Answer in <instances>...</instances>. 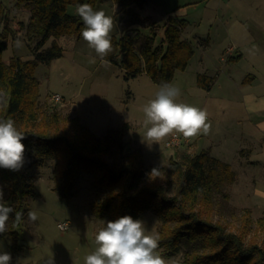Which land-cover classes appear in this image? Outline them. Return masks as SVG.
Masks as SVG:
<instances>
[{"label":"trees","instance_id":"16d2710c","mask_svg":"<svg viewBox=\"0 0 264 264\" xmlns=\"http://www.w3.org/2000/svg\"><path fill=\"white\" fill-rule=\"evenodd\" d=\"M114 1L119 4L120 21L125 28L117 39H111L113 51L109 59L124 69L126 77L145 72L157 84L169 83L175 70L185 69L194 52L192 42L183 37L188 21L173 12L166 13L162 35L155 43L156 22L149 23L150 33H143L136 25L141 21L138 11L146 0ZM97 2L14 0L16 7L29 11L27 21L19 25L32 57L12 55L6 61L1 53L7 47V39L15 33L0 4V92L4 94H0V118L15 121L18 130L25 134L22 143L26 148L21 170L0 168L7 204L13 208L9 217L13 221L15 212L24 217L27 196L33 194L27 169L41 159L51 158L54 189L61 197L71 193L83 171L91 174L93 186L103 189L102 198L92 203L97 217L107 212L110 220L122 215L136 218L151 209L161 222V256H171L182 247L183 264H264V246L252 238L245 240L250 208H244L242 223L235 229L222 221L228 209L236 208L228 207L226 186L235 180L228 162L206 150L192 152L183 147L176 149L166 164L146 166L139 148H125L124 126L107 128L102 135H95L76 114L61 115L53 106L46 107L42 115L38 112L39 80L35 67L61 55L62 48L56 41L60 36H81L83 22L67 7L88 3L94 9ZM49 39L51 44L45 47ZM196 81L209 88L212 78L198 73ZM110 154L121 156L118 166L108 162ZM153 167L158 168L159 177L149 176ZM260 218L264 220V216ZM10 228L13 227L8 226L2 235L11 234V249L17 251L21 248L18 236Z\"/></svg>","mask_w":264,"mask_h":264},{"label":"rangeland","instance_id":"374dc122","mask_svg":"<svg viewBox=\"0 0 264 264\" xmlns=\"http://www.w3.org/2000/svg\"><path fill=\"white\" fill-rule=\"evenodd\" d=\"M222 1L224 0H147L139 9L141 15H151L152 20L157 23L155 43L159 42L162 35L166 11L174 10L173 13L188 20L189 24L184 28L183 36L192 42L194 52L185 69H177L168 84L181 90L177 102L200 108L203 100L210 96L208 100L212 104H225L223 109H203L208 114V123L215 119L214 128L217 132H213L216 133L214 138L223 134V130L218 128L220 122L225 124L227 120V123H230L234 113L245 111L243 105L232 107V104L241 101L243 94L246 95L248 90L252 89L258 95V101L263 97L264 102V0H240L242 3L239 4H243L246 11L240 15L233 11L225 13V5L221 10L219 5ZM0 4L6 7L8 21L15 33L7 39V47L1 53L2 59L6 61L12 55L23 59L31 58L19 25L20 19L26 20L28 11L25 8L16 9L14 0H0ZM75 9L73 5L67 7L69 13H74ZM101 9L113 18L111 39H117L125 28L120 21L119 4L114 0H98L94 10ZM145 22L146 19H143L136 25L143 33H150V25ZM209 33L213 41L204 48L200 37L205 39ZM51 41L52 39H49L45 47H48ZM56 41L62 48L61 55L48 63H38L34 70L39 80L38 112L42 115L46 107L53 106L61 115L76 114L95 135H102L107 128L124 126L125 148H139L146 166L166 164L175 153V149L164 145L167 136L150 146L142 142L146 128L151 126L145 123L143 109L155 98L162 85L152 81L145 72L126 77L124 69L108 56L101 61L82 36L62 35ZM224 50L226 54L240 52L241 56L225 64V61L219 58ZM93 57L96 62L90 63ZM198 73L209 74L215 77L214 80H218L211 94L207 93L206 88L196 85ZM248 73L254 74L255 78L245 87H239L228 78L229 74L238 79ZM55 92L63 96V104L53 102L51 95ZM0 94L4 96L2 92ZM220 95H223L225 102L220 101ZM261 113H264V108L256 109L250 116L254 120ZM220 137L223 139L222 146H231L232 142L222 138L223 135ZM190 139V150L193 152V139ZM217 144L219 147L220 140ZM107 158L112 166H118L121 162L119 155L110 154ZM53 164V159L46 158L27 169L33 182V194L27 196L26 212L22 221L14 226L11 218L7 222L8 226L13 227L10 228L14 232L13 235L18 236L17 243L21 248L12 251L10 242L14 239L11 234H0V252L11 254V264H48L51 257L55 264H84V258L95 250V234L110 220L107 212L103 217H97L92 211V203L102 198L104 191L93 186L91 174L81 172L71 193L61 197L54 189L56 179L52 173ZM261 175L264 177V172ZM241 179L235 174V180L226 186L228 207L236 208L232 211L228 209L222 221L228 228L235 229L242 223L244 208H250L245 240L252 238L264 246V220L260 218L264 216V210L258 203V195L254 198L257 202H254L250 194L251 189L244 186L245 181ZM0 187H4L2 181ZM3 193L4 203L8 206L4 188ZM29 210L37 212L38 219L35 222L28 220ZM136 218L144 222L146 234H158L161 222L151 209ZM58 221H68L69 228L60 230L57 227ZM156 251L160 255L161 248ZM162 257L167 264H183V249L180 247L171 256Z\"/></svg>","mask_w":264,"mask_h":264},{"label":"clouds","instance_id":"9594fccd","mask_svg":"<svg viewBox=\"0 0 264 264\" xmlns=\"http://www.w3.org/2000/svg\"><path fill=\"white\" fill-rule=\"evenodd\" d=\"M75 14L83 22L81 36L93 49L101 61L112 51L111 32L114 20L104 10H94L88 3L78 4ZM20 41H17L19 45ZM95 63L93 57L89 61ZM181 90L171 84H163L155 98L143 109L146 116V128L142 142L149 146L158 143L173 132L182 134L184 139H190L199 134L207 135L211 124L205 110L192 105L177 102ZM59 100V97H57ZM25 138L23 131L18 130L11 118H0V168L19 171L25 163ZM151 178L159 177L157 167L149 173ZM13 208L4 203L3 188L0 187V234L8 231L9 214ZM23 213L15 212L13 224L22 221ZM29 221L38 219L36 211L29 210ZM158 234H146L142 219L131 215H122L115 220H108L106 226L94 236L95 250L84 258V264H167L166 260L157 254L159 246ZM12 256L8 252H0V264H11ZM48 264H55L53 257Z\"/></svg>","mask_w":264,"mask_h":264},{"label":"crops","instance_id":"0c3cea01","mask_svg":"<svg viewBox=\"0 0 264 264\" xmlns=\"http://www.w3.org/2000/svg\"><path fill=\"white\" fill-rule=\"evenodd\" d=\"M239 2L241 1L240 0H224L219 5V7L221 10H223L224 9L223 6L225 5V8L227 7L224 10L225 13H227L228 11L229 12L233 11V13L237 12V14L239 15L244 14L243 12H246L245 7L243 4H239ZM16 9H23V8L17 7ZM25 10L28 11L27 9ZM168 12L169 11H166L165 14ZM172 12H174V10ZM139 15H140L141 20L146 19V22H145L146 24L154 21L152 20L151 15H148V14L141 15L140 12H139ZM28 16H29V11H28ZM28 16L25 21L22 19H20L19 21L25 23L28 19ZM177 16L184 18L183 16H179V15ZM241 23H244V22H241ZM10 25L12 26V24ZM22 31H23V28H22ZM200 39L202 40L201 42L204 43V48H207L213 41L210 33L207 35L205 39L201 37ZM234 51H235V48H234ZM234 51L230 52V54H226L224 50V53H222L219 56V58L223 59L225 61L224 62L225 64H228L229 62L241 56L240 52H236L234 54ZM208 76L212 78V83H211V86L206 89H207V93L211 94L215 86L217 85L218 80H214L215 77L209 74ZM228 78H230L235 83H237L239 87H245L246 85L251 84V81L254 80L255 75L248 73L247 75H241L240 77H238V79H235L233 75L229 74ZM196 79H197V75H196ZM196 85L200 88H205L197 84V81H196ZM246 93H247L246 95L243 94L241 101H237L236 103L234 101L233 103L235 104H232V107H237L236 105H239V106L243 105L244 107L243 110L245 111L241 113H234L233 121H232L233 123L232 122L227 123V120H225V124H221V122L218 124V128H221L223 130V134H220L218 138H214L216 133H213V132H217V130L216 128H214L215 119H212L210 120L211 129L207 135L199 134L195 137H192L193 146H194V152H200L202 150H206L209 152L210 155L228 162L231 165L232 169L234 170L235 174H237L238 178H242L243 180L242 179L241 180L245 181L243 185L251 189L250 194L252 195V200L254 202H257L254 198L258 195L259 197L258 203L260 204L261 209L264 210V180L260 179V178L264 179V177H262L261 175L262 172H264V113H261L254 120L250 116L252 115L253 111H255L256 109L264 108V102L262 101L263 97H260V101H258V98H257L258 95L254 91H252V89L248 90ZM220 96H221L220 101L225 102L223 100L224 99L223 95H220ZM209 98L210 96H208L205 100H203V103L200 107L201 109L205 108L207 110H210V109H214L213 107H216L218 109H223L225 107V104L219 103V102L212 104L211 102H209L208 100ZM244 117L246 118L244 119ZM222 135H223L222 138H224L225 140L227 138L229 142H232L231 146L229 145L228 148H226L225 146H222L223 139H221L220 137ZM218 140H220L219 147L217 144ZM195 147H196V150H195ZM181 148H173V149L176 150V149H181ZM188 149L190 150L191 148H188ZM214 151L216 153H214ZM238 192L241 194H247L245 192L242 193V191L240 192V190H238Z\"/></svg>","mask_w":264,"mask_h":264},{"label":"built area","instance_id":"2783aa9c","mask_svg":"<svg viewBox=\"0 0 264 264\" xmlns=\"http://www.w3.org/2000/svg\"><path fill=\"white\" fill-rule=\"evenodd\" d=\"M57 97H59V100H57ZM51 99L56 104H63V96L57 92L51 95ZM190 142L191 139H184L182 134L173 132L172 134L167 136V138L164 141V145L170 148H181L184 146L190 148ZM69 226L70 224L68 221L57 222V227L62 231L67 230Z\"/></svg>","mask_w":264,"mask_h":264}]
</instances>
